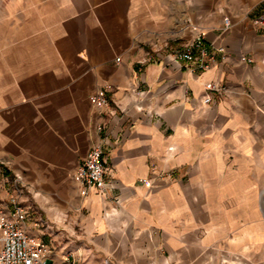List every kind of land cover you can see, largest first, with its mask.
I'll return each instance as SVG.
<instances>
[{"label": "crops", "instance_id": "crops-1", "mask_svg": "<svg viewBox=\"0 0 264 264\" xmlns=\"http://www.w3.org/2000/svg\"><path fill=\"white\" fill-rule=\"evenodd\" d=\"M261 14L264 0H0V210L29 207L49 264H264ZM193 26L214 55L199 72L169 54ZM95 143L106 185L83 193Z\"/></svg>", "mask_w": 264, "mask_h": 264}, {"label": "built area", "instance_id": "built-area-1", "mask_svg": "<svg viewBox=\"0 0 264 264\" xmlns=\"http://www.w3.org/2000/svg\"><path fill=\"white\" fill-rule=\"evenodd\" d=\"M254 26H264V14L247 17ZM222 28L227 30L231 26L228 16L222 19ZM194 37L179 47L170 49L173 59L190 63V70L199 72L210 67L214 55L209 50L205 32L193 26ZM167 45V43H166ZM151 56L148 54V57ZM207 90H220L221 87L215 83L206 84ZM91 100L101 106L106 102L105 94L98 90L92 95ZM210 97L203 99L204 103L209 102ZM103 147L99 143L93 144L87 151L85 157L77 165L75 180L85 193L90 186L96 187L99 191L104 190L105 167L102 161ZM16 193L20 185L14 181L12 186ZM11 210L5 213L0 210V264H49L51 249L39 237L30 234L24 224L29 216V207L20 203L17 196L10 198Z\"/></svg>", "mask_w": 264, "mask_h": 264}, {"label": "rangeland", "instance_id": "rangeland-1", "mask_svg": "<svg viewBox=\"0 0 264 264\" xmlns=\"http://www.w3.org/2000/svg\"><path fill=\"white\" fill-rule=\"evenodd\" d=\"M261 15H262V14H261ZM260 27H264V26H260ZM167 45H168V44H167ZM167 45H166V46H167ZM171 48H174V47H171ZM102 153H103V152H102Z\"/></svg>", "mask_w": 264, "mask_h": 264}]
</instances>
